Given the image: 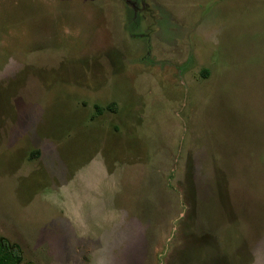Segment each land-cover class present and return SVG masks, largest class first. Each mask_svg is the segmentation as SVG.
Returning <instances> with one entry per match:
<instances>
[{
  "label": "rangeland",
  "instance_id": "374dc122",
  "mask_svg": "<svg viewBox=\"0 0 264 264\" xmlns=\"http://www.w3.org/2000/svg\"><path fill=\"white\" fill-rule=\"evenodd\" d=\"M0 238L264 264V0H0Z\"/></svg>",
  "mask_w": 264,
  "mask_h": 264
},
{
  "label": "trees",
  "instance_id": "16d2710c",
  "mask_svg": "<svg viewBox=\"0 0 264 264\" xmlns=\"http://www.w3.org/2000/svg\"><path fill=\"white\" fill-rule=\"evenodd\" d=\"M21 256L17 246L0 238V264H20Z\"/></svg>",
  "mask_w": 264,
  "mask_h": 264
}]
</instances>
